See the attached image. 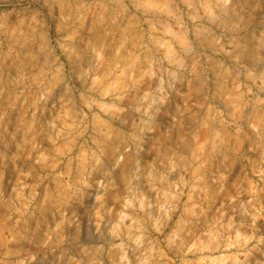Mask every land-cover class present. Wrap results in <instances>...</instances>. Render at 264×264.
Here are the masks:
<instances>
[{"label":"rangeland","instance_id":"rangeland-1","mask_svg":"<svg viewBox=\"0 0 264 264\" xmlns=\"http://www.w3.org/2000/svg\"><path fill=\"white\" fill-rule=\"evenodd\" d=\"M0 264H264V0H0Z\"/></svg>","mask_w":264,"mask_h":264}]
</instances>
